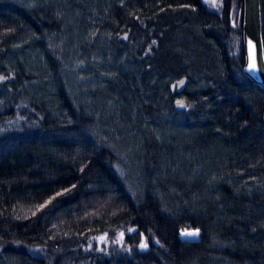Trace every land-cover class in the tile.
<instances>
[{"label":"trees","instance_id":"trees-1","mask_svg":"<svg viewBox=\"0 0 264 264\" xmlns=\"http://www.w3.org/2000/svg\"><path fill=\"white\" fill-rule=\"evenodd\" d=\"M242 17L243 0H0V264H264ZM130 140L132 187L113 149Z\"/></svg>","mask_w":264,"mask_h":264},{"label":"water","instance_id":"water-1","mask_svg":"<svg viewBox=\"0 0 264 264\" xmlns=\"http://www.w3.org/2000/svg\"><path fill=\"white\" fill-rule=\"evenodd\" d=\"M242 42L245 60L243 73L264 90V49L261 34L260 0H243ZM249 65L252 66L254 76L249 73ZM187 233H194V235H187ZM199 235V230H184L180 233V239L186 244H195L199 241ZM121 238H124L122 233ZM105 240L106 236L98 238L99 245H103ZM140 247L143 252H148L149 248L145 243L144 236L141 237Z\"/></svg>","mask_w":264,"mask_h":264},{"label":"rangeland","instance_id":"rangeland-1","mask_svg":"<svg viewBox=\"0 0 264 264\" xmlns=\"http://www.w3.org/2000/svg\"><path fill=\"white\" fill-rule=\"evenodd\" d=\"M204 1L206 2V4H208L212 8H216L218 5V0H204ZM252 74H253V76L255 75L254 73H252ZM104 140H105V142H108V143L113 141L112 139L109 138L108 135H106ZM121 144L125 148L120 149L119 148L120 143L118 144V146L113 147L115 157L118 161L119 168L123 170V173L121 176H123L125 179H127L130 183V186L132 187L135 185L134 183L137 179V175L133 171V167L135 168L138 165L139 160L141 158L140 145H139V143L133 142L132 140L128 141L127 143L122 141ZM119 241L123 242V239L121 238V234H120ZM105 242H106V240H105ZM105 242L103 244H105Z\"/></svg>","mask_w":264,"mask_h":264},{"label":"bare ground","instance_id":"bare-ground-1","mask_svg":"<svg viewBox=\"0 0 264 264\" xmlns=\"http://www.w3.org/2000/svg\"><path fill=\"white\" fill-rule=\"evenodd\" d=\"M249 73H250V74L253 73V69H252V66H251V65H249ZM103 236H106V235H103ZM100 237H101V236H100ZM100 237H99V238H100Z\"/></svg>","mask_w":264,"mask_h":264},{"label":"snow or ice","instance_id":"snow-or-ice-1","mask_svg":"<svg viewBox=\"0 0 264 264\" xmlns=\"http://www.w3.org/2000/svg\"><path fill=\"white\" fill-rule=\"evenodd\" d=\"M253 67H255V66L253 65ZM187 235H194V233H187Z\"/></svg>","mask_w":264,"mask_h":264}]
</instances>
